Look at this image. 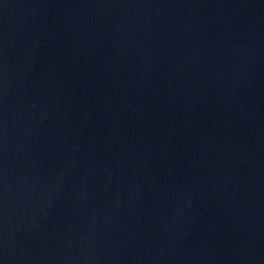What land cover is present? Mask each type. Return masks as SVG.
I'll return each instance as SVG.
<instances>
[{"label": "water", "instance_id": "water-1", "mask_svg": "<svg viewBox=\"0 0 264 264\" xmlns=\"http://www.w3.org/2000/svg\"><path fill=\"white\" fill-rule=\"evenodd\" d=\"M0 264H264V0H0Z\"/></svg>", "mask_w": 264, "mask_h": 264}]
</instances>
